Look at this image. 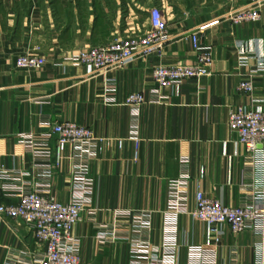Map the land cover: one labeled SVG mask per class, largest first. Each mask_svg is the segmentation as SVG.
<instances>
[{"label": "crops", "instance_id": "0c3cea01", "mask_svg": "<svg viewBox=\"0 0 264 264\" xmlns=\"http://www.w3.org/2000/svg\"><path fill=\"white\" fill-rule=\"evenodd\" d=\"M246 2L0 0V204L18 202L15 187L62 204L83 202L71 232L80 264H146L152 256L157 264H264L259 234H233L223 224L214 245L207 225L189 215L197 193L237 207L251 187L264 185L228 127L230 110H264L257 72L264 69V5L257 22L224 19ZM152 8L161 10L170 38L160 56L100 76L76 63L81 51L143 34ZM195 28L211 51V76L159 86L154 68L194 63ZM25 53L44 65L16 68ZM251 71L252 94L239 93ZM131 94L144 98L137 110L125 103ZM65 122L101 140L90 159L68 146L56 164L50 128ZM28 135L47 139L30 151L21 140ZM182 180L175 206L171 184ZM134 247L148 253L134 260ZM39 251L29 227L0 217V264H29Z\"/></svg>", "mask_w": 264, "mask_h": 264}, {"label": "built area", "instance_id": "2783aa9c", "mask_svg": "<svg viewBox=\"0 0 264 264\" xmlns=\"http://www.w3.org/2000/svg\"><path fill=\"white\" fill-rule=\"evenodd\" d=\"M236 2L240 0H228ZM264 0H247V2L225 14L224 19L232 24L254 23L260 18ZM150 27L143 34L125 39L114 40L104 46L89 48L78 53L75 57L77 64L87 68L88 75L100 76L108 72L127 67L136 59L150 56H160L170 38L167 25L158 8L149 12ZM202 28H195L189 33L195 60L192 65L158 66L152 71V78L161 87H170L188 79H204L211 76L213 64L209 48L201 45L199 34ZM43 58L25 53L16 60V68L26 70L40 69L44 65ZM264 76V69L258 70ZM251 71L237 86L239 93L251 95L254 86ZM125 103L134 110L144 103L140 94H131ZM228 127L237 135L238 143L246 152L247 166L255 173L264 175V110L260 107L245 109L237 107L228 114ZM50 134L56 140V164L61 161L62 154L68 146L74 147L77 153L90 159L95 152V145L100 142L93 132L86 127L65 122L54 124ZM47 137L36 138L32 135L23 136L22 143L28 150H32L38 140L46 141ZM133 140L137 142V137ZM9 179V178H6ZM184 180L171 184V199L178 204L181 198L180 187ZM15 187V186H14ZM18 191L16 204H0V217L17 221L29 227L32 237L40 251L32 256L29 264H80L78 255V241L72 235L73 227L81 221L84 203L71 201L62 204L54 198L39 195L35 191L15 187ZM189 215L196 221L208 227L209 239L214 245L220 242L218 227L226 224L233 234L251 231L259 234L261 242L256 251L264 256V185L251 187L247 200L240 206L228 207L218 200L196 194L195 208ZM135 216L139 222L141 215ZM132 257L137 260L144 249L134 247ZM142 254V255H143ZM134 264H140L135 261ZM146 264H157L152 256Z\"/></svg>", "mask_w": 264, "mask_h": 264}]
</instances>
